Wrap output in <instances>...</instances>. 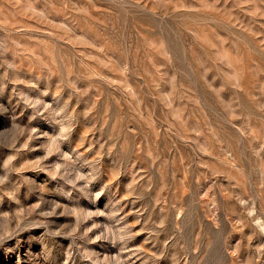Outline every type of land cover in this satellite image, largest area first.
<instances>
[{
    "label": "rangeland",
    "instance_id": "374dc122",
    "mask_svg": "<svg viewBox=\"0 0 264 264\" xmlns=\"http://www.w3.org/2000/svg\"><path fill=\"white\" fill-rule=\"evenodd\" d=\"M0 264H264V0H0Z\"/></svg>",
    "mask_w": 264,
    "mask_h": 264
}]
</instances>
